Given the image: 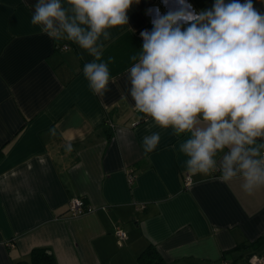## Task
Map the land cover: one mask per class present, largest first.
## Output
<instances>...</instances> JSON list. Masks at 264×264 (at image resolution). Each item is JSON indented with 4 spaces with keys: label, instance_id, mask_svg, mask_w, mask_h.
Returning a JSON list of instances; mask_svg holds the SVG:
<instances>
[{
    "label": "crops",
    "instance_id": "obj_1",
    "mask_svg": "<svg viewBox=\"0 0 264 264\" xmlns=\"http://www.w3.org/2000/svg\"><path fill=\"white\" fill-rule=\"evenodd\" d=\"M187 2L198 13L214 0ZM36 3L0 0V264L35 247L57 264H143L137 257L149 245L161 264H249L264 255V187L249 193L219 171L189 173L179 150L188 136L158 127L130 96V57L142 50L141 31L152 30L149 10L174 5L140 0L128 25L101 37L102 60L114 62L98 95L83 74L94 57L32 25ZM253 3L264 12V0ZM153 133L160 142L145 153ZM72 198L87 211L71 215Z\"/></svg>",
    "mask_w": 264,
    "mask_h": 264
},
{
    "label": "clouds",
    "instance_id": "obj_2",
    "mask_svg": "<svg viewBox=\"0 0 264 264\" xmlns=\"http://www.w3.org/2000/svg\"><path fill=\"white\" fill-rule=\"evenodd\" d=\"M162 2L174 7L149 10L152 30L141 31L142 50L130 57L135 108L188 136L179 150L192 175L219 171L222 182L240 180L245 192L264 187V12L253 0H214L198 13L187 0ZM134 3L140 0H37L31 23L94 57L83 74L93 93L104 95L114 58L102 60L101 37L128 25ZM159 142V133L145 136L144 152Z\"/></svg>",
    "mask_w": 264,
    "mask_h": 264
},
{
    "label": "trees",
    "instance_id": "obj_3",
    "mask_svg": "<svg viewBox=\"0 0 264 264\" xmlns=\"http://www.w3.org/2000/svg\"><path fill=\"white\" fill-rule=\"evenodd\" d=\"M261 237L254 241L259 243ZM156 250L153 245L147 246L137 257L143 264H161L160 257L156 258ZM16 264H57L53 253L46 247H35L28 255L27 259L20 260Z\"/></svg>",
    "mask_w": 264,
    "mask_h": 264
},
{
    "label": "built area",
    "instance_id": "obj_4",
    "mask_svg": "<svg viewBox=\"0 0 264 264\" xmlns=\"http://www.w3.org/2000/svg\"><path fill=\"white\" fill-rule=\"evenodd\" d=\"M68 44H62L61 49L68 48ZM132 174H128L129 180L132 179ZM190 179L189 177L185 178V183H189ZM68 210L69 213L73 216L80 215L87 211V208H85L83 200L81 198H72L68 203ZM115 233L120 239L125 238V231L121 227H116ZM249 264H264V255H255L250 256L248 259ZM225 264H228V262H225Z\"/></svg>",
    "mask_w": 264,
    "mask_h": 264
}]
</instances>
